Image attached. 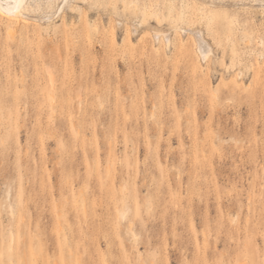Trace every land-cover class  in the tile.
<instances>
[{
	"label": "rangeland",
	"instance_id": "374dc122",
	"mask_svg": "<svg viewBox=\"0 0 264 264\" xmlns=\"http://www.w3.org/2000/svg\"><path fill=\"white\" fill-rule=\"evenodd\" d=\"M25 15L0 20V264H264V0Z\"/></svg>",
	"mask_w": 264,
	"mask_h": 264
},
{
	"label": "bare ground",
	"instance_id": "6f19581e",
	"mask_svg": "<svg viewBox=\"0 0 264 264\" xmlns=\"http://www.w3.org/2000/svg\"><path fill=\"white\" fill-rule=\"evenodd\" d=\"M17 3H21L22 6L20 7L18 11H14L15 5ZM29 5H30V0H6L5 2L0 0V20H3L5 22V27L9 32H13L16 29V22L18 21L22 22V24L25 26L30 25L31 20L25 15L26 10L28 9ZM10 11H13L12 15L8 14ZM206 11L208 12L207 9L202 10V12H206ZM208 15L210 17L212 16L211 13ZM225 23L230 24L228 21H226ZM195 33H197V31H195ZM200 49H201V52L203 53V57H207L210 50H209V47L202 41L200 42Z\"/></svg>",
	"mask_w": 264,
	"mask_h": 264
},
{
	"label": "snow or ice",
	"instance_id": "6c2138e0",
	"mask_svg": "<svg viewBox=\"0 0 264 264\" xmlns=\"http://www.w3.org/2000/svg\"><path fill=\"white\" fill-rule=\"evenodd\" d=\"M21 6H22L21 3H17V4L15 5V9H14V11H18V10L20 9ZM8 14H9V15H12V14H13V11H10Z\"/></svg>",
	"mask_w": 264,
	"mask_h": 264
}]
</instances>
